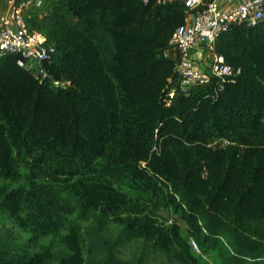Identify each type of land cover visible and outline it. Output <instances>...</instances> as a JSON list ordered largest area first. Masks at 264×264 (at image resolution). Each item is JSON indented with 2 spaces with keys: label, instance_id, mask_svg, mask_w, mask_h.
Instances as JSON below:
<instances>
[{
  "label": "trees",
  "instance_id": "1",
  "mask_svg": "<svg viewBox=\"0 0 264 264\" xmlns=\"http://www.w3.org/2000/svg\"><path fill=\"white\" fill-rule=\"evenodd\" d=\"M52 2L42 19L54 47L48 77L18 65L19 54L0 57V114L6 117L0 173L12 174V146L41 151L67 175L98 164L114 181L173 204L203 254L216 252L221 264H264V30L239 23L221 32L213 53L239 73L167 105L176 72L164 50L185 22L182 0ZM6 132L9 148L1 141ZM216 138L229 145L209 148ZM113 194L99 185L79 195L54 188L37 194L36 205L55 226L73 212L91 221L78 231L86 243L83 262L63 249L40 259L31 251L33 239L2 227L0 264H147L142 256L119 258L117 240L102 235ZM134 230L159 249L176 244L189 254L178 231L171 238L166 231Z\"/></svg>",
  "mask_w": 264,
  "mask_h": 264
},
{
  "label": "rangeland",
  "instance_id": "2",
  "mask_svg": "<svg viewBox=\"0 0 264 264\" xmlns=\"http://www.w3.org/2000/svg\"><path fill=\"white\" fill-rule=\"evenodd\" d=\"M52 1L45 0V4L31 14L29 19L31 30L44 32L42 19L52 8ZM72 20L67 16V21L72 22ZM27 67L35 75L39 74L37 61H27ZM211 83L194 87L191 93ZM0 123H6L5 113L0 114ZM1 141L9 148L8 144L11 140L7 132L1 136ZM227 145L229 142L225 139L216 138L207 146L221 149ZM9 151L12 157V174L0 173V228L12 229L22 240L33 239L35 244L31 247V251L40 259H49V255L53 252L63 249L67 254L75 256L79 263L83 262L86 243L81 240L78 231L81 233L82 229L91 225V221H84L73 212L65 214L66 220L62 226H55L36 205L38 192L54 188L63 195L67 193L79 195L84 187L99 185L102 189L111 188L114 191L113 212H110L105 220L102 235L108 240H117L115 253L119 258L129 260L142 256L147 264H192L191 257H193L195 259L193 264H221L216 252L206 251L204 255L206 257L202 258L190 249L189 254L185 253L176 244L171 246L166 243L169 250H163L162 247L159 249L152 241L138 236L134 229L146 228L157 235L166 231L171 238L178 231L182 238L188 239L191 230L182 219L181 211L173 204L166 207L158 196L142 191L134 185L114 181L100 169L98 164L88 169H79L73 175H67L41 158V151L33 153L27 150L16 151L13 146ZM205 173L206 169H203V175ZM5 195H8L9 204H2ZM130 221L135 223L136 228L133 230L127 226ZM160 240L162 243V239Z\"/></svg>",
  "mask_w": 264,
  "mask_h": 264
},
{
  "label": "built area",
  "instance_id": "3",
  "mask_svg": "<svg viewBox=\"0 0 264 264\" xmlns=\"http://www.w3.org/2000/svg\"><path fill=\"white\" fill-rule=\"evenodd\" d=\"M182 1L187 7L185 22L174 31L164 50L167 57L171 50L178 53L174 67L176 80L166 91L167 105L174 104L182 95H188L194 87L208 84L213 79L223 82L239 73V69L235 70L222 56L213 53V44L221 32L239 23L264 30V0ZM44 4L45 0H0L3 5L0 57L19 54L17 63L21 67H27L29 60L37 61L42 79L48 77L45 65L51 61L54 47L43 32L30 29L29 19ZM200 46L205 47L209 57L203 63L194 58V52ZM53 83L69 85V81L54 80ZM187 242L194 254L206 257L192 237H188Z\"/></svg>",
  "mask_w": 264,
  "mask_h": 264
},
{
  "label": "crops",
  "instance_id": "4",
  "mask_svg": "<svg viewBox=\"0 0 264 264\" xmlns=\"http://www.w3.org/2000/svg\"><path fill=\"white\" fill-rule=\"evenodd\" d=\"M229 2H234V0H230ZM3 16V5H0V22L2 20ZM168 57L170 59L176 60L178 58V53L175 50H171L168 54ZM194 58L196 59L197 62L203 63L204 61L208 60V55L207 52H205V47L200 46L198 49L195 50L194 52Z\"/></svg>",
  "mask_w": 264,
  "mask_h": 264
},
{
  "label": "water",
  "instance_id": "5",
  "mask_svg": "<svg viewBox=\"0 0 264 264\" xmlns=\"http://www.w3.org/2000/svg\"><path fill=\"white\" fill-rule=\"evenodd\" d=\"M44 63V65H45V62H43Z\"/></svg>",
  "mask_w": 264,
  "mask_h": 264
}]
</instances>
